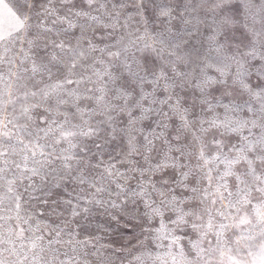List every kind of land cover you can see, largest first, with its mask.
Masks as SVG:
<instances>
[{
    "label": "snow or ice",
    "instance_id": "1",
    "mask_svg": "<svg viewBox=\"0 0 264 264\" xmlns=\"http://www.w3.org/2000/svg\"><path fill=\"white\" fill-rule=\"evenodd\" d=\"M128 256L264 264V0H0V264Z\"/></svg>",
    "mask_w": 264,
    "mask_h": 264
},
{
    "label": "rangeland",
    "instance_id": "2",
    "mask_svg": "<svg viewBox=\"0 0 264 264\" xmlns=\"http://www.w3.org/2000/svg\"><path fill=\"white\" fill-rule=\"evenodd\" d=\"M208 23H212L211 18H209ZM203 38V37H202ZM105 219V217H96L95 220H98L99 222H103V220ZM87 223V222H86ZM136 223V221H133V223H128L127 221H122L119 225H116L115 223L113 224V229H117L119 228L121 231H124V236H125V243H128L131 240V236L133 234V232L139 236L140 235V229L138 227L134 228V224ZM107 227V225H105ZM88 228L89 229H94L95 228V222H93L92 224H88ZM112 240V235L111 232L109 233L108 237L105 238L102 243H110ZM121 245L120 244H116L115 247L119 248ZM130 247L133 248V253L134 254H139L138 252H136V242L134 240L131 241V243L129 244ZM132 260L131 256L127 257V260L125 261V264H127V261ZM132 264H136L135 261H132Z\"/></svg>",
    "mask_w": 264,
    "mask_h": 264
}]
</instances>
